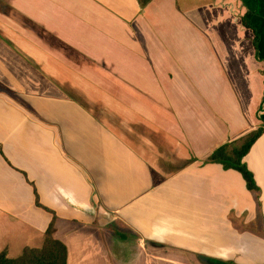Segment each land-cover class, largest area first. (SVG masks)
<instances>
[{
	"label": "crops",
	"instance_id": "obj_1",
	"mask_svg": "<svg viewBox=\"0 0 264 264\" xmlns=\"http://www.w3.org/2000/svg\"><path fill=\"white\" fill-rule=\"evenodd\" d=\"M263 122L264 0H0V251L264 264Z\"/></svg>",
	"mask_w": 264,
	"mask_h": 264
},
{
	"label": "trees",
	"instance_id": "obj_2",
	"mask_svg": "<svg viewBox=\"0 0 264 264\" xmlns=\"http://www.w3.org/2000/svg\"><path fill=\"white\" fill-rule=\"evenodd\" d=\"M137 1L141 6H144L150 0ZM245 21L246 19L243 18V23L246 25ZM262 131L263 127L259 126L237 139L224 142L211 151L204 161L218 162L225 169L237 170L244 179L246 188L251 191H258L259 188L255 183L252 172L243 162V156ZM35 204L40 205L36 192ZM53 230L52 220L43 232L41 244L38 247L25 246L20 254L15 257H10L5 251H0V264H65V246L53 237Z\"/></svg>",
	"mask_w": 264,
	"mask_h": 264
},
{
	"label": "rangeland",
	"instance_id": "obj_3",
	"mask_svg": "<svg viewBox=\"0 0 264 264\" xmlns=\"http://www.w3.org/2000/svg\"><path fill=\"white\" fill-rule=\"evenodd\" d=\"M20 251H21V249L19 248V249H17V247H13V248H11L10 249V251H9V254L10 255H18V253H20ZM11 257V256H10Z\"/></svg>",
	"mask_w": 264,
	"mask_h": 264
}]
</instances>
